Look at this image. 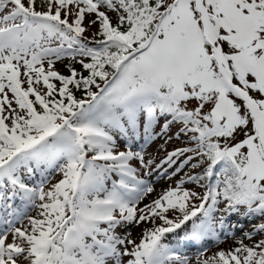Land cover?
I'll return each mask as SVG.
<instances>
[{"label": "snow or ice", "instance_id": "6c2138e0", "mask_svg": "<svg viewBox=\"0 0 264 264\" xmlns=\"http://www.w3.org/2000/svg\"><path fill=\"white\" fill-rule=\"evenodd\" d=\"M0 264H264V0H0Z\"/></svg>", "mask_w": 264, "mask_h": 264}]
</instances>
